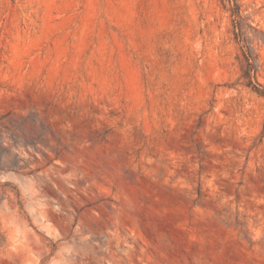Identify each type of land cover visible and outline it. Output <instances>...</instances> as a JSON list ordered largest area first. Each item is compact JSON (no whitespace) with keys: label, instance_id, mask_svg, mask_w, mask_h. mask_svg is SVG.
Masks as SVG:
<instances>
[{"label":"rangeland","instance_id":"1","mask_svg":"<svg viewBox=\"0 0 264 264\" xmlns=\"http://www.w3.org/2000/svg\"><path fill=\"white\" fill-rule=\"evenodd\" d=\"M264 84V0H238ZM221 0H0V264H264V99Z\"/></svg>","mask_w":264,"mask_h":264},{"label":"trees","instance_id":"2","mask_svg":"<svg viewBox=\"0 0 264 264\" xmlns=\"http://www.w3.org/2000/svg\"><path fill=\"white\" fill-rule=\"evenodd\" d=\"M221 1L224 8L230 11L234 27V38L236 39L237 43L240 44V77L244 80L243 84L264 99V84H261L256 78L257 67L255 63V56L251 50V41L249 40L246 32V27L251 28V26L245 24L243 21L238 0Z\"/></svg>","mask_w":264,"mask_h":264}]
</instances>
